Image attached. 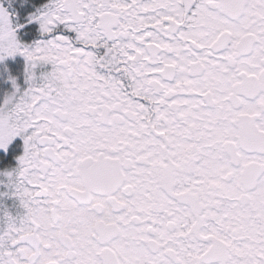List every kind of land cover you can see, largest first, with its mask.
Returning <instances> with one entry per match:
<instances>
[{
  "label": "snow or ice",
  "instance_id": "6c2138e0",
  "mask_svg": "<svg viewBox=\"0 0 264 264\" xmlns=\"http://www.w3.org/2000/svg\"><path fill=\"white\" fill-rule=\"evenodd\" d=\"M0 264H264V0H0Z\"/></svg>",
  "mask_w": 264,
  "mask_h": 264
}]
</instances>
